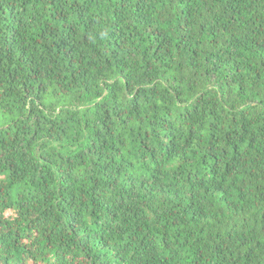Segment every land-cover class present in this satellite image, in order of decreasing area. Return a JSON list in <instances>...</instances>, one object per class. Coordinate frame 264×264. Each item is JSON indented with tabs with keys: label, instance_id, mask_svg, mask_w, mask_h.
Here are the masks:
<instances>
[{
	"label": "trees",
	"instance_id": "obj_1",
	"mask_svg": "<svg viewBox=\"0 0 264 264\" xmlns=\"http://www.w3.org/2000/svg\"><path fill=\"white\" fill-rule=\"evenodd\" d=\"M0 264H264V0H0Z\"/></svg>",
	"mask_w": 264,
	"mask_h": 264
}]
</instances>
